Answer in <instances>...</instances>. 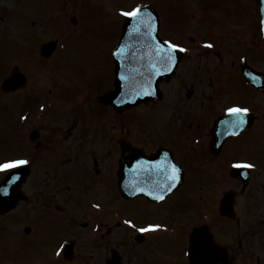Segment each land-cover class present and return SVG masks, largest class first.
<instances>
[{"label":"flooded vegetation","instance_id":"af4514ba","mask_svg":"<svg viewBox=\"0 0 264 264\" xmlns=\"http://www.w3.org/2000/svg\"><path fill=\"white\" fill-rule=\"evenodd\" d=\"M162 1L160 9H156L162 21L160 33L175 26L191 31L184 40L189 48L185 46L171 82L187 75L192 80L190 92L198 94L195 103L185 112L177 113L172 108L167 118L159 117L163 89L170 82L162 83L161 100L137 107L150 108L151 113L146 127L137 125L141 134L134 140L110 134L116 127L115 118L99 123V136L86 145L89 138H82L78 125L72 124L77 126L79 142H74L71 149L63 146L65 135L73 128L71 123L65 131L53 130L60 134L51 149H47L51 134H41V125L32 128L37 151L28 155L19 147L13 156L15 160L28 161L29 173L21 188L22 201L11 214H0V264H192L188 249L190 234L196 228H202V236L217 251L215 256L206 254L210 264H264V0H192L188 11L184 5L178 6L185 0H171L170 10ZM108 3L0 0L1 52L15 53L13 46H23L18 47L21 56L26 50L29 61H64L68 27L76 30L72 35H77L89 25L85 20L89 10L109 16L106 29L113 36L112 46L126 18L122 10L131 12L134 5L147 2L135 0L114 8L107 7ZM18 17L22 19L18 29L26 36L10 39L9 45L1 44L12 26L9 19ZM171 18L175 23L170 22ZM48 30L52 31L49 37L39 35ZM47 42H53L55 48L49 58H44L41 46ZM106 61L104 70L111 77V53H106ZM245 67L253 71L243 72ZM10 71L0 72V78L7 74L0 86L17 73ZM44 75L25 72L24 83L19 84L23 82L19 76L6 91L0 87V100H6L2 99L0 106L6 109L11 97L16 117H29L31 112L46 116L51 107L42 104L37 96L51 98L55 93L50 72ZM233 107L250 110L241 114L247 121L242 130L229 123L240 119L228 113L227 109ZM113 112L109 108L108 117L114 116ZM224 115L228 119L214 130L215 121ZM19 122L18 118L13 125V138H7L20 146L19 138L27 136L20 133ZM128 127L129 123L127 132ZM252 142H260L262 147L244 154ZM106 144V153L113 157L108 169L101 160ZM122 149L127 150V160L129 156H143L154 166L157 180L151 179L150 183L155 188L168 189L173 183V166L179 169V180L172 192L158 201L143 196L123 198L117 184ZM234 151L241 155H230ZM20 152L24 156H19ZM246 164L254 167H245ZM78 165L83 166L89 178L85 184L78 177ZM101 174H105L103 180ZM3 176L0 173V181ZM145 185L150 188L147 182ZM71 191V196L62 195ZM155 225L160 227H150ZM141 228L149 230L142 232ZM65 250L70 254H64Z\"/></svg>","mask_w":264,"mask_h":264},{"label":"rangeland","instance_id":"374dc122","mask_svg":"<svg viewBox=\"0 0 264 264\" xmlns=\"http://www.w3.org/2000/svg\"><path fill=\"white\" fill-rule=\"evenodd\" d=\"M5 0H3L4 3ZM130 1L133 3L135 0H107L108 5L107 7H118L119 5H127L130 3ZM151 1V0H149ZM192 0H185L178 6H183L185 8V11H188V7L191 5ZM171 2V1H170ZM164 2L162 0H154V5L156 8L160 9ZM168 4V10L171 9V5ZM162 10H166L162 7ZM85 20L89 25L85 26L80 32L77 33L76 37H72V34L76 32V30L71 29L68 27V35L67 38L69 39L67 42V52L64 54L66 55V60L64 63L59 64H49L51 60H45L44 63L47 64H40L36 60L32 61V68L35 73L39 77L45 76L44 73L50 72L52 73L51 79H52V93H55V95L51 98L45 96V95H39L37 96V99L42 104L50 105L52 117H47V119H38L36 112H31L29 117H27L25 122L20 125V133L26 134L31 131L32 128H36V126L41 125L43 128H41V134H51L52 141L49 142V146L47 149H51L52 146H54L55 140L58 139L59 134L55 133L53 130L55 129H61L63 131L70 128L73 125H78L79 128V134L82 138L86 139L89 138V140H85L84 145H86L88 142L93 140V137L99 136L101 130L98 128L99 123L103 121H107L108 119L115 118L116 120V127L115 129L110 130L111 135H115L116 138L122 136H129L130 140H134L135 137H138L140 134L138 132H141L137 129L138 120L140 121L141 125L147 126L148 118L150 115V108L148 110H144L142 107H139L135 109L134 111H126L122 114H116L113 112L114 116L108 117V109L106 107H103L98 103V96L102 95L104 92L103 90L107 91V89H110L113 87V85L108 88V81H110V77H108L106 69V53H108L110 49V45L113 43L112 39L113 36L110 33V31H107L106 26H109L110 18L109 16L99 14L94 10H89L85 15ZM22 21L21 18H15L11 23L12 26L9 30H7L6 38L1 42V44L9 45L10 39L19 37L23 38L25 37V33L23 31H20L17 26L18 23ZM170 22L175 23V20L173 18L170 19ZM170 31L167 33H171L170 39L173 41H178L183 44H179L181 48L188 47L189 45L187 43L184 44V40L191 35V31L189 30H183L182 27H169ZM52 31L48 30L45 34L42 32H39L40 36H45L46 38L49 37V34ZM53 37V34H51ZM45 37H42V40L45 39ZM70 44V45H69ZM3 51L2 48H0V64L1 69L8 66L7 69L10 68L11 65H17L19 70L21 71H32V68L28 61L30 60V56L25 50L23 52V59L24 61L17 62L15 59L21 54H18L15 58V53ZM188 53V52H187ZM63 55V56H64ZM63 60V59H62ZM42 61V60H40ZM52 62V61H51ZM53 63V62H52ZM210 67L209 65H207ZM261 68H264L261 67ZM108 77V78H107ZM88 85V86H87ZM192 86V80L185 75L180 76L176 81L173 80L170 81V84H168L166 87H164V101L159 106V117L167 118V116L170 114V111L172 108L177 112L180 113L181 111L185 112V109H187L191 104H194V98L198 96L197 93H191L190 87ZM39 87V86H38ZM187 87V89H186ZM185 88V89H184ZM162 89V86H161ZM80 92H83L85 97L86 94H88L89 101L87 102V99L82 95ZM59 95V96H58ZM4 101L5 98H2ZM2 99L0 100V104L2 102ZM28 106L30 107V103L28 102ZM65 107L66 111H62V109ZM6 113H9L11 111L14 118H16L15 122L19 118V115L16 117L15 114H13L14 106L12 104L11 97H9L8 104L5 106ZM105 108V109H104ZM3 110H5L2 107ZM0 108V118L3 119L6 122L7 129L12 127L14 124L12 122H9L4 119V111H2ZM9 109V110H7ZM42 113V112H41ZM50 119H53L55 122L50 124ZM100 120V122H98ZM109 122L108 124H110ZM123 123V125H121ZM129 123L128 132L125 131L127 128V124ZM44 124V125H43ZM73 124V125H72ZM106 123L105 126L107 131L110 129V126ZM47 130L48 133H47ZM77 126L71 127L70 133L65 135L66 137L63 139V146L70 148L71 145L74 142H79L77 139H79L78 134H76ZM170 130V129H169ZM51 131V132H50ZM1 132H3V127L0 125V161L6 158H9L11 156H16L20 150H24V152H29L28 155L31 152L37 151V149L34 147L33 142H36L37 139H34L33 141H29L27 138L22 137L19 138L20 146L16 142H13L12 135H1ZM55 139V140H54ZM262 147L260 142H252L251 145H249L245 150L244 154H248L252 149H260ZM44 149H42L43 151ZM107 144L104 145V149L102 150V161L104 163V166L110 168L112 163V155L106 153L107 151ZM230 155L239 156L241 155L239 152L234 151ZM229 155V156H230ZM19 156H24L21 152ZM13 158V157H11ZM54 160V159H53ZM87 160L91 163L92 159L87 157ZM84 164V161H83ZM56 167V164H55ZM86 169V167H85ZM77 174L80 179V181L85 184L89 178H87V175L84 171L83 166L78 165L77 167ZM105 175V174H104ZM100 175V179L103 180V176ZM96 178V177H95ZM69 184H71L69 182ZM23 189H26L24 187ZM60 191V190H59ZM72 193H66L63 192L62 195L67 196ZM71 196V195H70ZM54 199V197H53ZM55 201H58V198L54 199ZM59 202V201H58ZM58 204V203H56ZM4 224H8V221H6ZM251 237V236H249ZM8 239H6L7 241ZM4 242V243H3ZM1 246H5V241H1Z\"/></svg>","mask_w":264,"mask_h":264},{"label":"water","instance_id":"95a60500","mask_svg":"<svg viewBox=\"0 0 264 264\" xmlns=\"http://www.w3.org/2000/svg\"><path fill=\"white\" fill-rule=\"evenodd\" d=\"M155 23L157 21L154 13L145 12L137 17H131L123 29L121 45L116 54L118 57L116 89L113 93L102 98L105 104L112 105L117 111H122L126 107L140 102L149 101L153 99L155 94L159 97L157 84L162 79H168L173 73V71L167 69L160 70L163 58L169 54V50L158 41ZM135 40H147L148 43L143 44ZM127 59H130L133 66H135L131 74L126 72L128 69L126 66ZM137 61L142 63V67H137ZM168 61H172V58ZM223 122H219L217 127L220 128ZM133 157L136 158V156ZM23 175L24 171H21V177ZM19 183L20 181L14 184L15 189ZM10 189L12 190V187ZM202 246L203 244L199 243L197 237L192 239L190 258L193 264H202L200 255V252L204 250Z\"/></svg>","mask_w":264,"mask_h":264},{"label":"snow or ice","instance_id":"6c2138e0","mask_svg":"<svg viewBox=\"0 0 264 264\" xmlns=\"http://www.w3.org/2000/svg\"><path fill=\"white\" fill-rule=\"evenodd\" d=\"M140 11H141V7L138 6L135 9H133L131 12H125V11L122 10L121 14L123 16H125V17H137L139 15ZM207 47H212V45L208 44ZM171 48L172 49H177V48H179V45L171 44ZM180 50L184 51V49H182V48H180ZM170 59H171V57H169V60ZM227 111H228V113H230L233 116L240 117V119L233 120V121L229 122L232 127H234V128H242L243 125L245 123H247V121L243 118V116L241 114H245V113L249 112L250 111L249 109L233 107V108L227 109ZM27 163H28V161L27 160H23V159H20V160H5L4 162H0V172H10L12 169H15L18 166L24 165V164H27ZM237 166H239V165H237ZM244 166L248 167V168L254 167V165H252V164H246ZM178 172H179V169H177L175 166H173V174L170 177V180L173 183H171L170 185L167 186L168 187V191H171V189L176 186V182H178V180H179L178 175H176V173H178ZM158 199H163V196L158 197ZM127 223L131 224V221H127ZM150 227L159 228L160 225H155V226H150ZM148 230L149 229H144V228L140 229V231H142V232L143 231H148Z\"/></svg>","mask_w":264,"mask_h":264}]
</instances>
